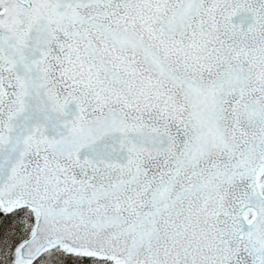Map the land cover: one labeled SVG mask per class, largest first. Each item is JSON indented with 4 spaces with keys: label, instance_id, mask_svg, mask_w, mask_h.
Instances as JSON below:
<instances>
[{
    "label": "snow or ice",
    "instance_id": "1",
    "mask_svg": "<svg viewBox=\"0 0 264 264\" xmlns=\"http://www.w3.org/2000/svg\"><path fill=\"white\" fill-rule=\"evenodd\" d=\"M0 264H264V0H0Z\"/></svg>",
    "mask_w": 264,
    "mask_h": 264
}]
</instances>
